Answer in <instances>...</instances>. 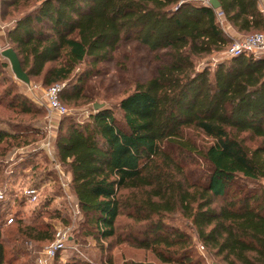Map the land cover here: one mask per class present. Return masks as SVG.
Masks as SVG:
<instances>
[{
    "label": "trees",
    "instance_id": "trees-1",
    "mask_svg": "<svg viewBox=\"0 0 264 264\" xmlns=\"http://www.w3.org/2000/svg\"><path fill=\"white\" fill-rule=\"evenodd\" d=\"M37 1L6 28L5 37L28 77H39L44 88L62 84L61 103L81 94V77L73 81L78 65L87 62L93 70L123 39L134 38L150 51L165 50L168 57L155 75L120 98L122 125L104 106L93 108L82 122L59 123L55 154L67 168L92 235L113 237L125 206L120 191L144 188L147 197L139 207L150 223L136 244L161 263L203 264L194 250L200 244L225 264H264V55L241 53L213 69L194 65L195 58L234 41L218 11L240 34L264 32L260 0H217L218 8L208 0ZM23 111L30 109L23 106ZM190 129L211 143L197 147L187 136ZM242 134L257 142L247 145ZM10 137L15 134L0 129V141ZM184 155L202 161L196 181L187 175ZM8 209L0 210V264L7 254L19 252L8 244L13 238L54 239L38 224H18L3 238V229L16 221L14 216L11 224L2 223ZM177 209L194 237L160 219ZM99 264L113 261L108 257Z\"/></svg>",
    "mask_w": 264,
    "mask_h": 264
},
{
    "label": "rangeland",
    "instance_id": "rangeland-1",
    "mask_svg": "<svg viewBox=\"0 0 264 264\" xmlns=\"http://www.w3.org/2000/svg\"><path fill=\"white\" fill-rule=\"evenodd\" d=\"M9 2L14 3L8 5ZM37 4V0H0V129L15 134V137L0 141V187L6 188L8 196L1 208L12 209L16 220L3 229V238L18 224H38L43 231L47 229L54 236L57 230L66 233L62 245L57 248L49 264H65L72 259L83 264H99L108 257L113 264L132 261L165 264L150 249L140 248L136 244L137 240L144 238L143 234L150 223L145 218L147 211L139 207L143 198L147 197L146 189L121 190L120 199L125 206L116 218L115 235L103 240L95 238L87 218L77 207L66 166L60 163L61 177L54 167L58 161L54 141L61 121L86 120L88 114L93 112L94 103L112 109L117 123L122 125L124 121L118 109V101L133 90L137 83L155 75L159 64L168 60L167 53L165 50L150 51L134 38L121 40L112 57L97 64L93 70L87 62L78 65L77 76L73 81L79 76L82 79L79 85L80 96L71 101L61 99L66 112L62 115L50 114L40 98V91L31 88L34 85L42 88L40 78L29 77V83L19 80L12 72L8 60L1 55L3 49L13 47L6 40V28ZM241 35L239 33L234 39ZM228 47L195 58V67L200 69L208 66L213 69L216 62L226 58ZM23 106L28 107L30 112H24ZM186 133L199 148L206 147L212 141L197 130H186ZM241 137L245 138L249 146L257 142L246 134ZM47 140H50L53 147L51 154L40 146ZM184 157L188 163L187 175L191 181H196L200 171L204 170L202 161L190 155ZM33 182L40 189L35 202L14 199L15 192ZM161 214L160 219L167 227L185 230L194 237V230L179 209ZM151 218L155 220L156 215L152 214ZM49 243L24 237L13 238L8 244L19 248V252L15 250L11 257L7 254L3 264H37V258L43 255ZM194 250L203 258V264H225L207 248ZM9 258L14 259L9 262Z\"/></svg>",
    "mask_w": 264,
    "mask_h": 264
},
{
    "label": "built area",
    "instance_id": "built-area-1",
    "mask_svg": "<svg viewBox=\"0 0 264 264\" xmlns=\"http://www.w3.org/2000/svg\"><path fill=\"white\" fill-rule=\"evenodd\" d=\"M259 8L264 12V4L259 3ZM217 16L220 20L223 19V15L220 11L217 12ZM241 53H249L255 56L264 55V32H253L242 34L229 45L226 50L225 57H232L239 55ZM62 84H52L47 87L31 86L35 91H40V98L43 101L46 109L50 114L62 115L66 112L64 105L60 102L58 98V93L61 89ZM49 154L53 151L50 140H47L40 145ZM58 160V159H57ZM54 167L58 171L59 177H61L60 162L56 161ZM39 187L32 184H27L20 188L15 194H13L14 199H18L27 203L35 202L38 197ZM6 188L0 187V201L7 199ZM14 212L12 209H8L2 216V223L4 225H9L13 222ZM66 233L61 230H57L54 239L49 243V245L43 250V255L37 258V264H49L50 259L53 258L58 247L63 243ZM198 249L203 250V246L197 244Z\"/></svg>",
    "mask_w": 264,
    "mask_h": 264
},
{
    "label": "water",
    "instance_id": "water-1",
    "mask_svg": "<svg viewBox=\"0 0 264 264\" xmlns=\"http://www.w3.org/2000/svg\"><path fill=\"white\" fill-rule=\"evenodd\" d=\"M213 8H218L219 3L217 0H208L207 1ZM1 55L3 57H5L11 67L12 72L14 73L15 77L18 78L19 80L25 82V83H29V77L28 75L25 73V71L22 69L21 67V63L17 57V54L15 53V51L13 50V48L8 47L5 48L1 51ZM101 105L98 103H94L93 104V108L97 109L99 108Z\"/></svg>",
    "mask_w": 264,
    "mask_h": 264
},
{
    "label": "crops",
    "instance_id": "crops-1",
    "mask_svg": "<svg viewBox=\"0 0 264 264\" xmlns=\"http://www.w3.org/2000/svg\"><path fill=\"white\" fill-rule=\"evenodd\" d=\"M261 4H264V0H260ZM223 29L225 32L230 35L232 38H235L239 33L224 19L221 20Z\"/></svg>",
    "mask_w": 264,
    "mask_h": 264
}]
</instances>
